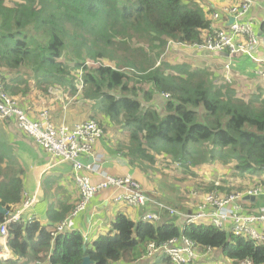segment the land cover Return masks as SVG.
Here are the masks:
<instances>
[{"label":"trees","instance_id":"obj_1","mask_svg":"<svg viewBox=\"0 0 264 264\" xmlns=\"http://www.w3.org/2000/svg\"><path fill=\"white\" fill-rule=\"evenodd\" d=\"M205 16L206 11L192 0H0L4 91L17 95L32 83L46 93L58 86L88 101L89 118L102 129L104 121L128 130L129 146L117 151L127 148L123 159L140 166L139 170H147L155 155L181 167L233 162L231 169L240 179L249 182L250 174L262 182L264 84L243 91L237 83L226 84L219 70L215 74L219 82H215L204 66L192 67L183 60L172 64L165 59L157 65L165 51L178 53L172 51L178 47L167 49L176 43L203 42L210 24ZM235 61L234 71L253 76L250 62L244 67L241 57ZM241 92L252 96L244 101ZM3 156L8 155L0 148V206L14 212L23 204L24 195L20 179L1 167ZM258 187L255 182L245 189ZM245 189L220 188L218 192L223 196ZM185 194V202L178 204L184 209L190 205ZM62 209L63 215L54 209L52 218L62 219L71 207ZM3 219L0 213V222ZM181 237L220 250L230 260L264 264V244L176 217L133 223L118 215L111 231L91 246L77 231L52 239L49 230L36 221L15 223L8 227L7 246L22 264H81L83 257L90 264H131L149 243L160 245ZM150 262L165 264L160 257Z\"/></svg>","mask_w":264,"mask_h":264},{"label":"built area","instance_id":"obj_2","mask_svg":"<svg viewBox=\"0 0 264 264\" xmlns=\"http://www.w3.org/2000/svg\"><path fill=\"white\" fill-rule=\"evenodd\" d=\"M255 0H228L227 4L210 13L211 26L207 30L202 43L182 45L176 43L171 47H182L198 52H208L223 56L226 60L225 69L229 71L233 58L245 56L254 64L253 74L264 83V28L263 39L254 33L248 13ZM230 20L232 23L229 24ZM221 25V28H218ZM263 47L262 54L259 48ZM228 80V78H227ZM166 97V95H165ZM0 119L13 120L16 127L30 137L44 153L59 164H68L71 169V180L78 192V199L69 218L55 226L50 231V237L55 239L64 233L70 225L69 219L85 212L92 198L107 189L120 193L115 197V203H121L132 208H143L155 205L159 210L182 219L187 224L210 225L220 231H229L234 236L249 239L252 242L263 243L264 203L254 211L252 200L264 198V188L258 187L246 192L233 193L231 197L214 194H204L194 197L199 200L194 213L178 212L167 205L156 203L145 195L141 186L130 176L111 177L101 173L103 181L93 184L88 177L97 172L96 165L87 162V157H93L95 144L103 138L104 131L98 122L90 119L73 126L66 124L54 125L47 111L40 113L39 118L31 120L18 102L4 91L0 76ZM249 207L245 212L243 206ZM38 202L36 196L24 194V202L16 211L6 210L0 222V252L9 253L8 227L11 224H30L36 221L33 206ZM144 220L149 223L160 221L158 214L146 213ZM84 243L87 239L84 238ZM214 249L200 247L195 242L181 237L180 240H169L160 245L149 243L145 252L135 262L152 261L157 257L165 259L169 264H222L214 259ZM3 260L5 254L0 255ZM226 264H253L250 260L234 261L226 259Z\"/></svg>","mask_w":264,"mask_h":264},{"label":"crops","instance_id":"obj_3","mask_svg":"<svg viewBox=\"0 0 264 264\" xmlns=\"http://www.w3.org/2000/svg\"><path fill=\"white\" fill-rule=\"evenodd\" d=\"M227 1L228 0H210L208 2V7L204 10L206 11V18H209L210 10L214 11L222 8L227 4ZM248 20L252 22L254 33L261 36L262 40L264 28V0H255V4L248 13ZM262 49L263 47L259 48L260 54H262ZM193 53H195L196 58L198 56L203 57L207 59L209 63H215L210 56L198 51H194ZM188 56L193 58L190 54H188ZM194 59L195 58H193V60ZM241 61L243 62L242 65L244 67H249L248 62L250 61L247 57L242 56ZM209 63L207 64L209 65ZM250 64L251 68H248L249 72L255 77L253 74L254 64L252 62H250ZM11 96L12 98L14 97V99L26 112L27 117L31 120L38 119L40 113L44 111L48 112L51 122L54 125L66 124L68 126H73L77 123L91 119L89 118V115L92 112L91 106H88L90 111L88 114L89 119H73L71 115L69 116L70 113L58 119L52 117L51 109L55 102H60L61 104L66 102V104H68L71 98L77 97L72 96L69 91H66L62 87H49L45 93L35 89L32 84V86H28L27 89H23V91L19 92L17 95ZM109 146V143L106 142L103 136V138L100 139L94 146L93 157H87V162L93 163V165H96L98 169L96 173L88 175L93 184L104 180L101 173H105L107 176L111 177L130 176L133 180L136 179L135 181L141 186L145 195L152 201L174 208L171 202H169V199H167L165 195L160 194L158 188L155 186L153 187V179L150 177L151 175L147 170L143 171L133 167L127 159L124 160L125 162L120 161V158L125 156L124 153L122 151H112L109 149ZM0 148H3L4 155H8L6 158L3 156L4 159L2 158L3 161H1V167L3 169L9 168L10 174H13L20 179L22 196L24 194H28L29 197L36 196L38 199V202L32 209L36 214V222L50 232L52 229H55L56 225L69 218L71 212L73 211L72 208H74L78 199V192L70 177V166L68 164H59L57 161L52 160V158L44 153L30 137L21 132L16 127L15 122L11 119H0ZM110 153L115 154L113 159H108V155ZM261 186L262 185H260V187ZM240 189H242V187H240ZM119 193V191L107 189L94 196L85 212L69 219L70 225L65 232H80L83 239H87V245L91 246L99 236L106 235L111 231L112 223L118 215L125 216L133 223L145 221L144 218L146 213L158 214L160 221H164L167 217H175L159 210L155 205H149L143 208H132L121 203H115L114 199ZM195 200L197 201L196 205L193 203ZM191 201L192 204L190 202V208L187 207L184 209L183 206H180V208L175 207L174 209L178 212L194 213L192 210H196L199 200L191 199ZM263 201L264 198L252 200V211L256 209V205H260ZM245 203L246 201L241 205V207L243 206L245 212H249V207L245 206ZM173 205L176 206L177 204ZM64 206L71 207L69 212L66 213L62 219L60 218V220L52 218L51 212L54 209L63 215L64 212L62 208ZM178 219L182 220L180 218ZM2 254L7 256V259L2 260V262L14 260L16 263H23V260H19L18 258L12 256L10 251L9 253L4 251L0 252V255ZM213 255L214 258L220 260L222 264H226V259L228 258L224 257L220 250H214ZM136 260L132 261L131 264H155L150 261H143V263L135 262ZM25 264L36 263L25 261ZM39 264H46V261Z\"/></svg>","mask_w":264,"mask_h":264},{"label":"rangeland","instance_id":"obj_4","mask_svg":"<svg viewBox=\"0 0 264 264\" xmlns=\"http://www.w3.org/2000/svg\"><path fill=\"white\" fill-rule=\"evenodd\" d=\"M193 1L205 10L208 7V2L210 0H199V1L192 0V2ZM8 4L11 6L10 2ZM172 51L178 53L170 54L169 53L170 50L165 51L161 55V58L157 62V65H159L162 59H165L168 63L170 62L172 64L181 62L183 60L182 61L183 63H187L192 67L204 66L208 68V70L213 73L214 81L219 82L218 76H215V74H217L218 72V63H214V64L209 63L207 59L199 56L196 58L195 53H188L186 51L183 52L179 50H172ZM188 54L192 55V57L195 59L193 60V58L190 57L185 58V55ZM207 63H209V66ZM89 65L92 64L89 63ZM238 71L240 72L234 71L236 77L234 78L233 84L237 83L240 89H242L243 91H246L245 88L251 89L255 87L256 84L260 83L253 76H250L245 72H242V70H238ZM29 86H32V84L30 83ZM257 89H256V93H257ZM6 94L8 95L7 92ZM243 94L244 92H241L242 95L241 98L244 99V101L249 100L250 97L252 96L249 93H247L246 95ZM262 96L264 97V92L262 93ZM88 106H90V103L88 101L78 100L77 97L71 98L68 104H66V102H64L63 104H61L60 102H55V104L52 106L53 110L51 109L52 117L58 119L70 113L69 116L71 115L73 119H87L88 114L90 112ZM101 123L104 127L103 128L105 134L104 138L106 142L109 143L110 145L109 149L116 152L117 148L121 149L127 147V145L129 146L130 144L129 132L127 129H124L120 125H116V126L109 125L104 121H101ZM121 151L126 152L127 148ZM108 156H109L108 159H113L115 157V154L110 153ZM155 156L156 157L154 158V161L148 163V165L145 167L147 168V171L150 173L151 176L149 174L147 175L153 179L152 180L153 187L155 186L156 188H158L159 193L165 195L166 198L169 199V202H171L174 208L175 207L180 208L178 204L185 202V196H186L185 193H188V199L186 201V203L188 204L189 202H191V199H196L194 197V194L196 193H198L199 196H203L204 194L207 193L209 194L213 193L214 196L218 198L219 196H221V194L218 192L220 188H225L226 190L235 191V189H239L240 187L245 189L246 185H251L254 184L255 182H257L259 185H263L264 187V181L260 182L261 181L260 179H252V175L250 174H248L247 177L249 182L240 179L239 177L241 176H238L233 171V169H231V164H233V162L230 163L229 165H224V166L220 164V162L216 161L211 164L210 163L200 164L199 166H194V167H181L177 163H173L172 165H170L169 161L164 159L161 155L159 156L155 155ZM120 161L125 162L123 158H120ZM197 161L198 158L193 160V163ZM133 165L137 167V165L135 164ZM137 168H141V167L139 166ZM261 175L264 178V173H262ZM70 177H71V172H70ZM238 180L241 182H238ZM237 183L240 184L233 189L232 187ZM209 188L212 189L208 190ZM197 189H199V191ZM247 190L249 189L241 190L240 192H235V193H240L239 195H241V193L246 192ZM223 196L231 197L232 195H223ZM177 200L180 201L177 202ZM262 203H264V201ZM173 204H177V205L175 206ZM262 236L264 239V231H262ZM253 242L256 244H260L256 241ZM261 244H264V242ZM2 260L3 259H0V264L3 263Z\"/></svg>","mask_w":264,"mask_h":264},{"label":"clouds","instance_id":"obj_5","mask_svg":"<svg viewBox=\"0 0 264 264\" xmlns=\"http://www.w3.org/2000/svg\"><path fill=\"white\" fill-rule=\"evenodd\" d=\"M212 11L210 10L209 11V18L207 19L208 21H209V27H208V29L210 28V26H211V20H210V13H211ZM230 21H232V20H230ZM232 23V22H231ZM230 22H229V24H231ZM218 28H221V25H218ZM206 33H207V31H206ZM206 35V34H205ZM205 35H203V37H202V40L205 38ZM180 44H182V43H180ZM182 45H193V44H182ZM173 48H175V47H169V48H167V49H173ZM173 50H179V51H183V52H188V53H193L194 52V50H188L187 48H178V49H173ZM201 53H203V54H205V55H207V56H210L211 58H212V60L216 63H218V70L219 71H222L223 72V80H224V82L226 83V84H232L233 83V80H234V78L236 77V75H235V73H234V70H233V67H234V64H235V60H236V58L237 57H235V58H233V61H232V64L230 65V68H229V71H227L226 69H225V64H226V60L223 58V56H222V58H221V56H219V55H215V54H210V53H208V52H201ZM238 57H242V56H238ZM209 66V65H208ZM227 78H228V80H227ZM257 81H259L256 77H254ZM260 83H263V82H261V81H259ZM264 84V83H263ZM207 194H209V193H207ZM191 199V198H190ZM164 262H165V264H169L165 259H162Z\"/></svg>","mask_w":264,"mask_h":264},{"label":"water","instance_id":"obj_6","mask_svg":"<svg viewBox=\"0 0 264 264\" xmlns=\"http://www.w3.org/2000/svg\"><path fill=\"white\" fill-rule=\"evenodd\" d=\"M231 22H232V21H230V23H231ZM90 162H91V161H90ZM5 212H6V209L0 206V213H1V214H5ZM90 263H91V262H90V260H89L88 257H83V259H82V263H81V264H90Z\"/></svg>","mask_w":264,"mask_h":264}]
</instances>
